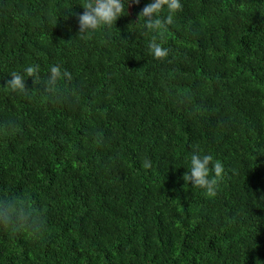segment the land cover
<instances>
[{
	"label": "trees",
	"instance_id": "1",
	"mask_svg": "<svg viewBox=\"0 0 264 264\" xmlns=\"http://www.w3.org/2000/svg\"><path fill=\"white\" fill-rule=\"evenodd\" d=\"M84 2L0 0V194L45 222L0 229V264H264V0H180L163 61L152 0L78 37ZM194 152L223 164L213 198L183 180Z\"/></svg>",
	"mask_w": 264,
	"mask_h": 264
},
{
	"label": "clouds",
	"instance_id": "2",
	"mask_svg": "<svg viewBox=\"0 0 264 264\" xmlns=\"http://www.w3.org/2000/svg\"><path fill=\"white\" fill-rule=\"evenodd\" d=\"M125 2L139 5L140 0H85L82 4L84 12L78 17V37L87 36L96 31L115 26L117 20L124 16ZM167 9L168 15L161 13ZM182 10L180 0H152L138 14L137 23H142L146 34H151L148 49L154 59L163 61L169 56V49L164 47L167 26L174 21V16ZM39 65L26 66L24 74L12 72L10 79L3 86L6 91L27 95L25 75L32 78L36 84L39 80ZM71 80V73L59 65L50 66L49 75L44 82V90L54 93L60 90L61 81ZM144 168H151V161L145 160ZM224 167L213 155L203 156L194 152L190 156L189 170L183 176L187 184L193 188L204 190L205 194L213 198L217 195L219 182L223 179ZM45 228L44 220L37 216V209L33 208L22 195L0 194V229L18 233L22 231L40 234Z\"/></svg>",
	"mask_w": 264,
	"mask_h": 264
}]
</instances>
